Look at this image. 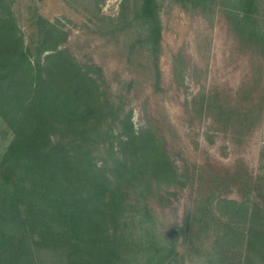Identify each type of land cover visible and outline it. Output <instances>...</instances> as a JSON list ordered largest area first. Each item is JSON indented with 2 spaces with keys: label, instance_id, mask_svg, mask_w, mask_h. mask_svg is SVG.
Returning <instances> with one entry per match:
<instances>
[{
  "label": "trees",
  "instance_id": "1",
  "mask_svg": "<svg viewBox=\"0 0 264 264\" xmlns=\"http://www.w3.org/2000/svg\"><path fill=\"white\" fill-rule=\"evenodd\" d=\"M230 3L243 32L264 42V0ZM156 4L141 6L154 41ZM46 24L39 44H27L0 0V118L12 135L0 154V264H128L122 226L131 185L148 192L181 182V174L151 123L114 135L118 111L99 67L77 61L60 47L65 31ZM94 142L107 144L109 156H98ZM191 215L183 224L187 252L172 247L159 264H264L258 204L211 194ZM193 216L200 242L191 237Z\"/></svg>",
  "mask_w": 264,
  "mask_h": 264
},
{
  "label": "rangeland",
  "instance_id": "2",
  "mask_svg": "<svg viewBox=\"0 0 264 264\" xmlns=\"http://www.w3.org/2000/svg\"><path fill=\"white\" fill-rule=\"evenodd\" d=\"M5 2L33 47L47 22L63 29L60 47L101 71L118 111L114 135L151 123L181 174L148 192L131 185L122 226L128 264H159L172 247L185 254V218L208 195L264 209V42L238 26L230 0H157L156 41L142 0ZM7 130L0 118V154ZM94 148L109 156L107 144ZM194 217L191 237L200 242Z\"/></svg>",
  "mask_w": 264,
  "mask_h": 264
}]
</instances>
